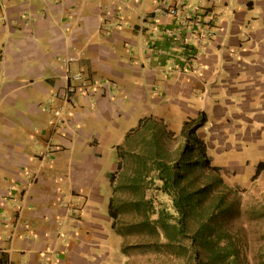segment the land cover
<instances>
[{
    "label": "crops",
    "instance_id": "0c3cea01",
    "mask_svg": "<svg viewBox=\"0 0 264 264\" xmlns=\"http://www.w3.org/2000/svg\"><path fill=\"white\" fill-rule=\"evenodd\" d=\"M78 73L109 94L63 106ZM202 116L210 166L252 178L264 0H0V264H105L127 134Z\"/></svg>",
    "mask_w": 264,
    "mask_h": 264
},
{
    "label": "rangeland",
    "instance_id": "374dc122",
    "mask_svg": "<svg viewBox=\"0 0 264 264\" xmlns=\"http://www.w3.org/2000/svg\"><path fill=\"white\" fill-rule=\"evenodd\" d=\"M156 145L174 160L179 157L184 140L158 126L154 135L134 134L121 153L122 170L115 174L113 182V209L123 239H110V256L105 264H191V251L182 249L189 241L177 236L173 227L163 230L148 224L158 219L162 211L175 214L170 197L159 189L161 182L151 164ZM137 175L142 184L139 192H134L131 182ZM248 175L249 170L240 180L224 178L219 183L217 176L196 168L186 183H193L190 187L196 190L206 187L208 195L202 201L205 211L220 207L217 216H222L215 223L220 228L218 237L224 239L223 235L229 233L240 241L239 264H264V172L256 178H247ZM224 208L226 212L220 214ZM169 221L174 225V219ZM196 230L197 224L189 218L188 233ZM196 263L193 260L192 264Z\"/></svg>",
    "mask_w": 264,
    "mask_h": 264
},
{
    "label": "trees",
    "instance_id": "16d2710c",
    "mask_svg": "<svg viewBox=\"0 0 264 264\" xmlns=\"http://www.w3.org/2000/svg\"><path fill=\"white\" fill-rule=\"evenodd\" d=\"M205 117L202 116L198 120L187 121L180 132V136L184 140V145L177 159L172 160L166 153L160 152V149L155 146V153L151 164L156 172V179L161 182L159 189L162 193L170 197L172 207L175 214L162 211L158 219L148 223L166 230L170 227L174 228L177 236L183 240L189 241L188 245L182 246L183 250L191 251L190 262L195 260L196 264H239L241 247L240 241L234 238L229 233L223 235L224 239L218 237L220 228L215 225L219 223L217 210L218 205L211 212L205 211L202 208V201L208 195L206 187L203 189H193V183H186V179L196 168L206 169L213 175L217 176L219 183H223L219 170L216 167H211L206 155V147L203 141L198 137L197 130L204 123ZM158 126H161L157 121L151 118L142 120L138 127L127 134L125 144L118 149V156L124 148L129 145L134 134H152L157 132ZM162 127V126H161ZM164 130H166L164 128ZM169 134H174L168 132ZM159 152V153H158ZM152 157V156H151ZM122 170L121 159L118 164V169L111 175V184L113 185L115 174ZM264 172V162L258 164L256 172L252 178L258 177ZM142 179L140 175L133 178L131 188L135 192L141 189ZM191 185V187H190ZM224 203V197L221 198ZM111 217L113 218V227L117 233L121 235L116 225V218L113 209V198L110 203ZM226 208L220 211V214L226 212ZM208 212V213H206ZM193 219L197 224L195 233H188V220ZM175 220L174 225L170 224L169 220ZM217 236L218 238H214ZM225 240V241H223Z\"/></svg>",
    "mask_w": 264,
    "mask_h": 264
},
{
    "label": "built area",
    "instance_id": "2783aa9c",
    "mask_svg": "<svg viewBox=\"0 0 264 264\" xmlns=\"http://www.w3.org/2000/svg\"><path fill=\"white\" fill-rule=\"evenodd\" d=\"M167 13L172 16L177 15L176 9L169 8L167 10ZM75 60L74 57H68L66 62H72ZM72 83H70L68 86H66L63 90H61L58 93V99L62 102V105H72L75 102V98L77 95H82L84 97H87L90 92H92L94 95H102L106 96L109 94V90L104 88L96 91L98 86L96 84L90 83V81L83 77L82 74L78 73L72 76Z\"/></svg>",
    "mask_w": 264,
    "mask_h": 264
}]
</instances>
